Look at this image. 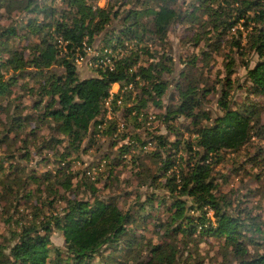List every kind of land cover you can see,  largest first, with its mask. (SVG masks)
<instances>
[{
	"label": "trees",
	"instance_id": "16d2710c",
	"mask_svg": "<svg viewBox=\"0 0 264 264\" xmlns=\"http://www.w3.org/2000/svg\"><path fill=\"white\" fill-rule=\"evenodd\" d=\"M60 1L64 2L72 12L68 13L69 16L63 21L46 25L31 21L27 25L28 34L36 37V41L30 43L26 49L30 52L28 57L17 50L9 51L4 47L5 40L16 35L14 28L7 29L0 40V103H7L6 106L13 110L8 116V130L0 139V150L7 141L8 134L12 132L16 133L15 136H20L21 133L26 134L25 126L29 121H35L33 116L38 113L37 123H47L56 134V137H51L46 141L47 148L61 147L60 153L55 151L53 154L52 152L54 162H58V167L54 172L46 171L39 174L32 170V173H26L28 185H36L41 194L46 192V195L51 197L43 202L45 208L49 209H47L48 213L43 215L42 221L35 218L19 227V232L14 238L15 243L8 249L7 264H94L96 260L98 264H104L108 256L104 255L102 249L116 246L129 231L127 226L133 222V219L129 212H123L116 203L70 201L60 196L59 200H64L66 205L59 212L55 209L57 203L55 197L62 190L70 192L72 189V177L68 170L81 159V155L91 153L92 150L99 153V156L94 158L98 159L97 164H92L83 171L92 185L97 181V175L90 176L87 172H90L93 167L99 168L102 163L103 167L109 166L108 159H139L135 156V152H137L136 155L149 154L156 157L162 165L157 176L149 178V186L157 181H163L168 198H158L152 195L148 202L150 205L155 203L157 208H165L168 213L163 232L175 238L195 233H198L200 238L203 235L213 236L223 240L226 246L233 249L236 263L264 264V251L248 256L246 246L250 243L248 245L244 243L237 220L233 221L219 203L214 193L216 185L209 163L213 156L219 157L221 152L238 151L249 142L252 136H258L257 131L263 129L259 110L253 105L230 107L228 93L232 89L233 82L226 78L223 85L224 91L220 93L219 100L222 115L211 119L201 111L200 99L215 89L199 90L197 86L182 85L181 82H177L175 88L178 95L175 99L178 106L170 114L166 113L163 121L167 123L171 116L173 119L182 117L190 120L194 133L193 141L175 140L168 143L169 140L163 136H149L147 139L144 137L142 141L141 136L133 135L131 137L133 144L118 147L116 153L111 150L102 153L101 144L96 142L93 136L99 133L97 127L104 121L103 102L108 97L111 86L115 83L134 84L138 96L128 112L133 110L135 116L128 117L130 119L140 118L139 120L147 125L154 118L141 112V107H143L141 100L145 103V96L152 98V94L156 98H162L168 85L161 80V76L163 73H170V67L166 65L170 59L165 58L163 53L157 62L142 67L138 65L139 52L133 51L115 63L113 72L99 71L96 72L95 77L80 79L79 69L73 62L76 49L80 48L83 43L91 46L110 21L117 17V13L112 9L93 8L88 5V0ZM203 3L200 2L198 7L188 15L191 22L199 24L205 30L209 29L217 35V39H220L219 36L229 31L240 19H246L248 9L252 7L256 9L254 22L261 27L249 38L260 61L254 69L248 70L247 73L253 93L264 96V0L240 2L235 19L225 12V1L220 5L219 1L213 0L212 4L215 8L204 1ZM170 4L171 0H159L156 2V7L146 6L142 11L131 13L128 18H131L130 26L135 29L127 28L125 38L140 41L144 37L143 33L148 32L150 40L156 38L163 41L166 38L168 27L181 18L179 12L171 8ZM207 5L209 6L206 16L203 7ZM24 9L27 13H33L36 12L37 7H31L28 3ZM201 15L209 20L203 19L199 23L198 18ZM143 18L149 19L150 28L140 26L139 20ZM137 27L142 28L141 35L139 32L137 34ZM116 39L117 41L122 40L119 37ZM124 42L116 46L124 48L126 44ZM107 46L109 45H105ZM145 49L144 53L148 54L146 47ZM3 51L7 52L3 54L7 55L5 59H2L1 52ZM148 56L150 59H155L151 53ZM193 65L192 61L191 66ZM5 72L7 74L2 75ZM21 78L23 81L27 79L33 81L36 90L25 84L21 92L27 94L17 97L12 90ZM136 78L140 79V86L136 84ZM29 95L36 97L30 106V110L36 113L32 116L27 113L28 108L22 101L25 98H31ZM128 100L129 98L125 97V105ZM0 110H2L1 105ZM148 117L152 119L148 120ZM114 126V121H109L107 128L101 133V137L105 136L109 140L108 148L110 149L117 144L112 140ZM23 142L26 144L25 141ZM147 142L152 144L151 151L143 153L141 147ZM166 145L175 147V159H171L172 154L168 153ZM180 146H184V149L190 153L188 162L184 161L181 154L178 155ZM79 151L80 154H78ZM127 154H130V158H124ZM45 160L47 159H42V162ZM2 162L4 161L0 158V182L8 188L7 184L13 169L5 168ZM16 170L27 172L25 168L19 170L17 167ZM90 189L93 190V187ZM209 210L213 212V218L216 220L215 226L207 216ZM54 231L60 233L63 238L64 247L62 249L51 244L50 239ZM132 244L129 242V247L124 250L130 251L129 248H133ZM142 248L145 246H140V249ZM147 249L151 259L149 262L141 261L138 264L174 263V249L169 245L149 243Z\"/></svg>",
	"mask_w": 264,
	"mask_h": 264
},
{
	"label": "rangeland",
	"instance_id": "374dc122",
	"mask_svg": "<svg viewBox=\"0 0 264 264\" xmlns=\"http://www.w3.org/2000/svg\"><path fill=\"white\" fill-rule=\"evenodd\" d=\"M157 1L159 0H88V5L93 8L112 9L117 13V17L113 18L105 30L96 37L91 47L99 48L105 45L117 47V44L121 45V42L125 41L126 44L122 48L124 51L118 53V59L130 52L138 51L140 55L138 65L142 67L157 62L163 53L165 58L170 59L169 62H166V65L170 67V73H163L161 76V80L168 85L162 98H156L152 94V98L145 96V103L141 100L143 106L141 112L146 116H152L154 120L145 125L143 121L139 120L140 118L124 117L127 124L132 126V133L141 136L142 141L149 136L166 137L169 140L168 143L175 140L193 141L194 133L190 120L182 117L173 119L171 116L167 123L163 121V116L166 113L170 114L178 106L175 99L178 95L175 88L177 82H181L182 85L197 86L199 90L215 89L200 99L201 111L211 119L222 115L219 100L220 93L224 91L223 85L226 78L233 82L232 89L228 93L230 107L253 105L259 110L263 129L257 131L258 136H252L249 142L238 151L221 152L219 157L213 156L209 163L216 185L214 193L219 203L224 207V212L230 215L233 221L237 220L244 243L246 245L250 243L249 246H246L248 256L262 253L264 251V96L253 93L247 73L248 70L254 69L260 61L249 38L261 27L254 22L256 9L253 7L248 9L246 19H240L229 31L220 35V39H217V35L209 29L205 30L199 24L191 22L188 15L198 7L200 2L204 4L203 1L215 8L212 4L213 0H171L170 7L178 11L181 18L168 27L166 38L163 41L156 38L150 40L148 32L143 33L144 37L140 41L126 39V29H135L130 26L131 18L128 16L134 11H142L146 6L156 7ZM216 1H219L220 5L225 1V12L235 19L240 2L258 0ZM28 3L31 7H37L36 12H26L24 8ZM209 5L203 7L206 16ZM68 13L72 12L60 0H0V40L7 29L14 28L16 35L5 40L4 47L9 51L17 50L28 57L30 52L26 49L30 43L36 41V37L28 34L27 25L31 21L43 25L54 24L56 21H63L65 17L69 16ZM206 16L202 17L201 15L198 18L199 23L203 19L209 20ZM139 24L141 27L150 28L148 18L139 20ZM141 29L137 27V34L139 32L141 35ZM117 37L122 40L117 41ZM145 47L148 54L144 53ZM4 51L1 52L2 55L7 53ZM149 53L155 59H150ZM6 56L3 55L2 59H5ZM192 61L194 62L193 66H191ZM78 69L80 79L96 76L94 71L83 69L82 66ZM3 74H7V72ZM25 84L36 90L33 81L28 79L23 81L21 78L12 90L17 97L27 94L21 92L23 87L25 88ZM29 96L31 98H25L22 101L28 108L27 113L32 116L36 113L30 110V106L36 97ZM157 103L159 105H156ZM6 104L5 102L0 103L2 107L0 110V139L8 130V116L13 111ZM38 116L39 113L33 116L35 121H29L25 126L26 134L21 133L20 136H15V132L8 134V139L0 150V158L4 161L2 162L3 166L13 169L7 184L8 188L0 182V264H7L8 249L15 243L14 238L19 232V227L35 218L42 221L43 215L48 213L47 209L49 208H45L43 202L45 199L48 201L51 197L46 195V192L41 194L36 185H28L26 173H32V170L39 174L46 171L54 172L58 167V162H54L53 154L55 151L60 153L61 147L47 148L46 141L51 137H56V134L47 123H37ZM166 148L168 153L172 154L173 158L171 159H175V147L166 145ZM178 149V155L181 154L184 161L188 162L190 153L184 149V146H180ZM136 153L135 156L139 159H108L109 166L97 168L100 170L95 172L97 181L94 185L90 183V179L83 174V171L84 168L97 164L98 159L94 158L98 157L99 153L92 150L91 153L81 155V159L68 170L72 177V189L70 192L62 190L55 197L56 211L59 212L66 205L64 200H59L60 196H63L64 199L70 201L116 203L123 212L130 213L133 222L127 226L129 231L126 235L120 239L116 246L102 249L104 255L108 256L104 264L149 262L151 259L147 249L149 243L172 247L175 254L173 264H238L233 249L226 246L223 240L209 235H203L200 238L198 233L184 237L180 235L175 238L171 234L163 232L168 213L165 208H157L155 203L150 205L148 202L152 195L158 198H168L163 181H157L149 186V178L157 176L162 164L154 156L136 155ZM42 159H47L49 162L47 160L42 162ZM17 167L19 170L25 168L27 172L18 171ZM90 187H93V190ZM207 216L215 226L216 220L213 218L212 210L208 211ZM255 229L258 231H254ZM50 240L54 247L60 249L64 247L60 233L54 231ZM129 242L133 243V248L126 251L124 249L129 247ZM142 245L145 248L140 249ZM94 264H98L97 260Z\"/></svg>",
	"mask_w": 264,
	"mask_h": 264
},
{
	"label": "built area",
	"instance_id": "2783aa9c",
	"mask_svg": "<svg viewBox=\"0 0 264 264\" xmlns=\"http://www.w3.org/2000/svg\"><path fill=\"white\" fill-rule=\"evenodd\" d=\"M121 51L124 50L120 47L103 46L95 48L82 44L80 48L76 49L73 62L78 68L82 66L83 69H89L95 73H98L99 71L113 72L114 65L119 60L117 57L118 53ZM135 82L138 86L141 85L139 78H136ZM137 96L138 91L134 88L133 83L123 85L115 83L111 86L108 97L103 102L104 121L97 127L99 133L93 136L94 140L101 144L102 153L110 149L108 148L109 140L105 136L101 137V133L107 128V123L109 121H114L115 126L112 134V140L117 143L114 148L110 149L112 152L116 153L115 151L122 145L133 144V141L131 140V137L134 135L131 131L133 130L132 126L128 125L123 117L135 116V112L133 110L130 113L128 110H130L133 103H135ZM125 97L129 98L126 105L124 104ZM151 119V117H148V120ZM151 147L152 144L147 142L141 148L143 153H149L151 151ZM124 158H130V154L124 155ZM102 164L99 168L102 167ZM96 170L100 169L93 167L90 169V172H87V174L94 176Z\"/></svg>",
	"mask_w": 264,
	"mask_h": 264
}]
</instances>
